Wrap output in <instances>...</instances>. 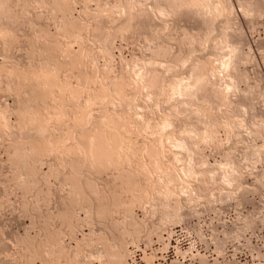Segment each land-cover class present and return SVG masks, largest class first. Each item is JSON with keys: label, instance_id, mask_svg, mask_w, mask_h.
Returning a JSON list of instances; mask_svg holds the SVG:
<instances>
[{"label": "rangeland", "instance_id": "374dc122", "mask_svg": "<svg viewBox=\"0 0 264 264\" xmlns=\"http://www.w3.org/2000/svg\"><path fill=\"white\" fill-rule=\"evenodd\" d=\"M0 3V264L264 261V0Z\"/></svg>", "mask_w": 264, "mask_h": 264}, {"label": "bare ground", "instance_id": "6f19581e", "mask_svg": "<svg viewBox=\"0 0 264 264\" xmlns=\"http://www.w3.org/2000/svg\"><path fill=\"white\" fill-rule=\"evenodd\" d=\"M3 2H4V0H3ZM184 2H185V1H184ZM195 2H196V1H195ZM1 3H2V2H1ZM1 3H0V5H1ZM3 6H4V5H3ZM198 6H199V5H198ZM1 8H2V7H1ZM1 8H0V9H1ZM145 11H146V10H145ZM1 12H2V11H1ZM138 12H139V11H138ZM160 12H161V11H160ZM141 15H142V14H141ZM138 16H139V14H138ZM154 73H155V72H153V74H154ZM157 74H158V73H157ZM21 75H22V74H21ZM146 77H147V76H146ZM154 77H155V76H154ZM197 77H198V76H197ZM202 78H203V77H202ZM140 79H141V78H140ZM154 79H155V78H154ZM195 79H196V78H195ZM199 79H200V78H199ZM142 80H143V79H142ZM149 80H150V79H149ZM126 82H127V81H126ZM152 82H153V81H152ZM152 82H151V83H152ZM115 83H116V82H115ZM148 84H150V82L147 83V86H148ZM160 84H161V83H160ZM163 84H164V83H163ZM163 84H162V85H163ZM175 84H176V83H174V85H175ZM178 84H179V83H178ZM129 85H130V84H129ZM179 85H180V84H179ZM37 86H38V85H37ZM149 86H150V85H149ZM196 87H197V86H196ZM121 88H122V87H121ZM162 88H163V87H162ZM169 88H170V87H169ZM174 88H176V87H174ZM163 89H164V88H163ZM193 89H194V88H193ZM18 90H19V89H18ZM115 90H116V89H115ZM165 91H166V90H165ZM173 91H174V90H173ZM176 91H177V90H176ZM191 91H192V90H191ZM41 92H42V91H41ZM163 92H164V91H163ZM167 92H168V91H167ZM178 92H179V91H178ZM165 93H166V92H165ZM217 93H218V92H217ZM220 94H221V93H220ZM220 94H219V95H220ZM173 95H174V94H173ZM17 96H18V95H17ZM170 97H172V96H170ZM17 105H18V104H17ZM19 105H20V104H19ZM16 108H17V107H16ZM31 108H32V107H31ZM22 112H23V111H22ZM85 113H86V112H85ZM85 113H84V114H85ZM90 113H92V112H90ZM82 114H83V113H82ZM136 114H137V113H136ZM90 115H91V114H90ZM90 115L88 114V118L90 117ZM135 116H136V115H135ZM8 118H10V116H9ZM82 118H83V117H82ZM84 118H85V117H84ZM91 118H93L92 115H91ZM23 119H24V118H23ZM97 119H98V118H97ZM133 119H134V118H133ZM6 120H7V119H6ZM87 120H88V119H87ZM106 120H107V119H106ZM8 121H9V120H8ZM20 121H21V120H20ZM94 121H95V119H94ZM90 122H91V121H90ZM90 122H89V123H90ZM103 122H104V121H103ZM97 123H98V122H97ZM124 125H125V124H124ZM84 126H85V125H84ZM94 126H95V125H94ZM133 127H134V126H133ZM96 128H97V127H96ZM106 128H107V127H106ZM108 128H109V127H108ZM114 128H115V127H114ZM83 129H84V128H83ZM85 129H86V127H85ZM89 129H90V128H89ZM89 129H88V130H89ZM133 129H134V128H133ZM95 130H96V129H95ZM95 130H94V131H95ZM124 130H125V129H124ZM18 131H19V130H18ZM94 131H93V132H94ZM116 131H117V130H116ZM120 132H121V131H120ZM102 133H103V132H102ZM11 134H12V133H11ZM107 134H108V133H107ZM119 134H120V133H119ZM97 135H98V134H97ZM96 137H97V136H96ZM105 137H107V136L105 135ZM14 138H15V137H14ZM100 138H101V137H100ZM97 139H98V138H97ZM108 139H109V138H108ZM122 139H123V138H122ZM98 140H99V139H98ZM159 140H160V139H159ZM116 141H117V140H116ZM102 142H104V141H102ZM113 142H114V141H112V144H113ZM160 142L162 143V141H160ZM163 142H164V141H163ZM34 143H35V142H34ZM77 143H78V142H77ZM89 143H90V142H89ZM95 143H96V142H95ZM180 143H181V142H180ZM18 144H19V143H18ZM102 144H103V143H102ZM106 144H107V143L105 142V145H106ZM159 144H160V143H159ZM162 144H163V143H162ZM166 144H167V143H166ZM109 145H110V144H109ZM160 145H161V144H160ZM86 146H87V145H86ZM89 146H90V145H89ZM106 146H107V145H106ZM152 146H153V145H152ZM158 146H159V145H158ZM161 146H163V145H161ZM161 146H160V147H161ZM96 147H97V146H96ZM156 147H157V146H156ZM160 147H159V148H160ZM51 148H52V147H51ZM53 148H54V147H53ZM98 148H99V147H98ZM118 148H119V147H118ZM145 148H146V147H145ZM86 149H87V148H86ZM90 149H92V147H91ZM93 149H94V148H93ZM110 149H111V148H110ZM97 150H98V149H97ZM87 151H88V150H87ZM106 151H107V150H106ZM110 151H111V150H109V152H110ZM114 151H116V150H114ZM88 152H89V151H88ZM109 152H108V153H109ZM162 152H163V151H162ZM162 152H161V153H162ZM81 153H82V152H81ZM86 153H87V152H86ZM95 153H96V152H95ZM110 153H111V152H110ZM112 153H113V152H112ZM90 154H93V153H90ZM100 154H101V153H100ZM105 154H106V153H105ZM157 154H158V152H157ZM80 155H81V154H80ZM87 155H88V154H87ZM116 155H117V154H116ZM93 156H94V155H93ZM104 156H105V155H104ZM84 157H85V156H84ZM87 157H88V156H87ZM151 157H152V156H151ZM94 158H96V157L94 156ZM111 158H112V157H111ZM91 159H93V158H91ZM102 159H103V158H102ZM109 159H110V158H109ZM74 160H75V159H74ZM85 160H86V159H85ZM83 161H84V160H83ZM74 162H75V161H74ZM85 162H87V161H85ZM107 162H109V161H107ZM91 163H92V161H91ZM95 164H96V163H95ZM106 164H107V163H106ZM172 164H173V163H172ZM164 166H165V165H164ZM156 167H157V166H156ZM176 167H177V166H176ZM94 168H95V167H94ZM168 169H169V168H168ZM158 170H159V169H158ZM160 170H161V169H160ZM173 171H175V170H173ZM162 174H163V173H162ZM170 175H172V174H170ZM164 176H165V175H164ZM171 179H172V178H171ZM74 181H75V180H74ZM164 181H165V180H164ZM180 181H181V179H180ZM79 182H80V181H79ZM176 183H177V182H176ZM172 192H173V191H172ZM173 194H174V193H173ZM134 196H135V195H134ZM78 213H79V212H78ZM76 214H77V213H76ZM89 214H90V213H89ZM121 252H122V251H121ZM114 253H115V252H114ZM111 254H112V253H111ZM116 257H117V256H116ZM122 257H123V256H122ZM121 260H122V259H121ZM122 262H123V261H122ZM119 263H120V262H119Z\"/></svg>", "mask_w": 264, "mask_h": 264}, {"label": "built area", "instance_id": "2783aa9c", "mask_svg": "<svg viewBox=\"0 0 264 264\" xmlns=\"http://www.w3.org/2000/svg\"><path fill=\"white\" fill-rule=\"evenodd\" d=\"M248 264H264V261L260 259H255V260L249 261Z\"/></svg>", "mask_w": 264, "mask_h": 264}]
</instances>
